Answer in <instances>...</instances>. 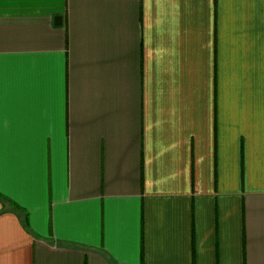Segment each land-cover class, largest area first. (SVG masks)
Here are the masks:
<instances>
[{
	"label": "crops",
	"instance_id": "1",
	"mask_svg": "<svg viewBox=\"0 0 264 264\" xmlns=\"http://www.w3.org/2000/svg\"><path fill=\"white\" fill-rule=\"evenodd\" d=\"M0 264H264V0H0Z\"/></svg>",
	"mask_w": 264,
	"mask_h": 264
},
{
	"label": "snow or ice",
	"instance_id": "2",
	"mask_svg": "<svg viewBox=\"0 0 264 264\" xmlns=\"http://www.w3.org/2000/svg\"><path fill=\"white\" fill-rule=\"evenodd\" d=\"M3 72L0 69V118H2V110H3ZM0 165H2V155H0Z\"/></svg>",
	"mask_w": 264,
	"mask_h": 264
},
{
	"label": "trees",
	"instance_id": "3",
	"mask_svg": "<svg viewBox=\"0 0 264 264\" xmlns=\"http://www.w3.org/2000/svg\"><path fill=\"white\" fill-rule=\"evenodd\" d=\"M0 197H2V198H3V196H2V195H0Z\"/></svg>",
	"mask_w": 264,
	"mask_h": 264
}]
</instances>
